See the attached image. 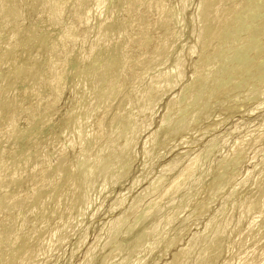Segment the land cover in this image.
Returning <instances> with one entry per match:
<instances>
[{"label": "bare ground", "instance_id": "bare-ground-1", "mask_svg": "<svg viewBox=\"0 0 264 264\" xmlns=\"http://www.w3.org/2000/svg\"><path fill=\"white\" fill-rule=\"evenodd\" d=\"M27 1L28 3L26 2V0H0V264L47 263L48 260L54 256V252H56L57 249L61 247V245L64 244L65 241H67V237L69 238L71 236L70 233L74 232V229L80 224L81 221H83L81 219L82 217H85L84 213L86 212V210H88V205L93 201L94 196L98 194L100 195L101 192L102 194H104L103 191L108 188L106 187L108 184H119V181H122L121 179L128 176V174L126 175V169L131 164V160L133 159L132 157H134L132 156V151L134 150V146L137 144V140L141 142V150L143 152L144 159L148 157L149 153H151L150 151L154 146V142H157L156 138L158 139V137L156 136L160 135L158 131L163 130V127H165V125L167 126V130H169L168 128H170V126H168L169 123L167 122V120L170 119L169 122L172 125L171 121L173 120L172 118L174 114H178L177 112L179 111L184 112V110H182L183 105L180 106L181 104H179V102L181 103L179 99H181L183 95L185 104L188 108L189 105L190 107L191 105L192 107L193 105L198 106H196L197 109L194 108L195 110L191 108L193 112L192 115L190 114V118L194 120L198 116L202 105H204L205 103L203 104L201 101L202 105H198V103L196 102H199L200 99L202 100V98H199V95L202 96L200 93L205 92L204 79L207 77L206 74H210L208 73L209 68H206L207 59L211 61L210 64H212L214 61L219 63L221 59L230 57L228 56V54L231 48V51H233V48L236 45L238 46L236 49L240 48V46L242 49V47L244 46L243 44L245 43L246 45H248L249 36L248 38L246 36H252L254 34H247V31L245 33L246 35H244L247 39L242 37L244 39H241L242 41H239L235 38V34L240 29L239 26L241 25V23L243 22V24H247L246 18L243 17V14L245 13L244 16L248 14L251 17L249 8L253 7L255 9V6L252 5L256 2V0H198V7L195 16L191 17L190 19L192 20L191 22L193 23V25H196L195 29H197L195 40L196 46L188 45L187 50L185 49V51L182 48L177 49L178 51L175 52L174 55L175 58H173L174 63L173 65L171 64V66H173L172 69H168L170 71H160L155 75L149 76L148 82L145 81L146 83H143V81L147 78L146 76H148L156 68L161 67L162 65L166 66L163 61V59H165L164 57H167V55L171 53V51L175 48L174 44L178 41L177 37L179 38L180 34L182 36V32H184L182 31L183 28H180L178 26L179 22H183V20L182 18H176V16H183L182 13L186 12L185 10L188 9L187 6L189 5L191 0H173V3L170 2V0H116V3H118L119 6V9H117V11L125 14V18H123V20L119 24L116 23L115 18H104V16L101 19L97 18V9H99L101 5L104 6L106 0ZM261 1L262 3L264 2V0ZM251 2H253V4ZM260 3L261 2L259 1V7ZM249 4L252 5L250 6ZM263 5H261V7ZM24 6H31L34 12L40 10V17H36L35 20H33V18H25L23 13V9L25 8ZM258 6H256V9L259 8ZM246 9H249V11L243 13L242 11ZM248 15L247 20H250V18L248 19ZM63 18H67L69 20V24L64 28L61 27L62 29H60L58 28V25L61 23ZM243 18L245 19V23ZM97 19L99 20L98 22ZM91 21H93L94 26H96L94 38L89 46V50L85 51V53L83 52V55L81 47L84 46L83 44H85L84 42H86V38L89 35V23ZM262 21L264 22V20ZM248 23L253 24V22L251 21H249ZM250 24L246 26L244 25V28L248 29V26H250ZM254 24L256 25V22ZM260 24H258L257 26H259ZM263 24L264 23H262V25ZM175 25H177L179 29H181V33L180 30L177 29L178 27ZM181 26L185 27L184 25ZM193 29L192 32H195V30ZM245 29H243L242 26L241 30L239 31H242L243 33ZM250 30L249 32H254V29L251 31ZM259 31L258 33H255L261 35V32H264V29L261 31V29L259 28ZM242 33H240V35H242ZM255 36L256 35H253L251 39H255L256 37L257 39L259 38L258 36ZM261 38H263V36ZM261 38L259 39L261 40ZM122 39L123 42L121 44L123 45L120 44ZM236 41L238 43L242 42L241 44L239 43L240 46L238 43L236 44ZM104 44L106 45L104 46ZM246 45L245 47H243L244 49L246 48ZM260 46H263V43ZM182 47L184 48L183 45ZM258 47L259 46H257V48ZM244 49L241 51L243 52ZM245 50H247V48ZM43 53L44 56H46L44 64L48 69L45 74L42 73V67L40 65H36L38 56ZM194 54H196V58L195 60H193L192 66L190 65L191 68L188 72V67H186L185 62H187L186 59L192 57ZM260 57L264 58L263 55ZM263 58L260 59L263 61ZM260 59L258 58V60ZM209 61H207V66L209 65ZM49 62L50 65H47ZM258 63L256 65L254 64L255 66H249L250 68L252 67V70L250 69V71L255 70L254 75L251 74L252 78L254 76H259L255 75L258 69H254V67L259 65ZM261 66L262 69H264V66ZM237 67L234 69L242 71V69H237ZM256 68L261 67L257 66ZM227 72L225 73L227 74ZM245 72L247 73L246 70ZM258 72L256 74H260L262 72V75H264L263 70L260 73ZM238 74L240 75V71L238 72ZM243 74L241 73V76H243ZM236 76L238 75H235V77ZM251 76L248 78L251 79ZM232 78H234V76ZM241 78L242 77H240V79ZM248 78L247 81L250 80ZM235 79H232L231 84L234 83L233 80ZM238 79L239 78L237 77L236 80L238 81ZM259 79L262 80L261 78ZM237 81L235 82V84L238 83ZM244 81L246 80H242L243 83ZM208 82L207 84H209L210 82L212 83L213 80L209 83ZM217 82L218 81L216 80V82L214 81L212 84L210 83L211 87L209 88H211V90H216L217 88H215V86H218L220 84V82L218 84ZM229 82L227 83L229 84ZM141 83H143V86H141L143 87V89H140L139 87V85H142ZM263 83L264 80H262L261 85ZM210 84L206 86L208 87L210 86ZM227 85L225 83V85L223 86L226 87ZM223 86L222 89L220 88L222 91L225 89V87ZM234 86L235 85L233 84V87ZM207 87L206 89H208ZM229 87L230 89L232 88L231 85ZM175 89L176 91L173 92L174 94L168 96V94ZM260 89H257L258 91L255 89L253 92L254 94L252 95H255V97L259 98L262 94V92L259 91ZM211 90L208 89V92H210ZM227 90L226 93L229 92ZM65 91H69L74 94L71 100H69L71 102V105L67 107L64 114L61 115L60 120L53 122V117H55V115L59 112L58 103ZM231 91H233V88ZM211 92L218 93V90ZM219 92L222 93L221 97H223L224 95L225 98L227 97L226 94L223 95L225 91ZM207 93L205 92L202 94H204L205 96V94ZM249 93L251 94L252 92L249 91L248 94ZM181 94H183L182 97ZM207 95L209 98V93ZM217 95L218 94H216L215 97L218 100L216 101L218 103L220 100V95L219 98H217ZM247 95L244 94L243 96L245 97ZM164 96H168V98L166 97L167 100L162 106L164 113H162V116L160 117V126L157 127V130H154L152 132V129H150V119H152L153 116L151 115L154 111V108L156 112V105L163 100L162 98ZM243 96H241L240 98H242L244 102L245 99H249L243 98ZM248 96H250L251 98V95ZM206 97H203L205 98L203 99V101L208 99ZM210 98L209 100H212ZM214 99L213 101L215 102ZM226 99L228 100V98ZM242 99L236 100L235 98V102L240 101L239 103L240 105H242ZM213 103L211 102L212 105ZM259 105H261L260 102ZM227 109L229 110L230 108ZM181 117L180 119L178 118L180 121L183 117L185 118V115H183L182 118ZM190 118L187 119V121L189 120L191 122ZM165 121L168 124H166ZM187 121L184 122L189 125ZM262 121L264 122V119ZM263 122H260L259 125L256 126L257 128L254 129L253 134H250V132H248L243 134L241 137L238 136L239 138H237L235 142H233V145L231 144L232 146L230 148V152L228 151L229 155L227 154L228 157H232L233 159H236L238 161L240 160L242 162L246 158V154L249 153L250 150H252V156L254 157L253 160L257 157L258 154L260 155L261 153H263L264 139L261 138L262 136L264 137V132H261L262 128H264ZM175 123L177 124V122H174L173 124ZM193 123L194 122L190 124L193 125ZM186 124L184 126H186ZM175 127L173 128L174 131ZM207 127L210 129V131L213 132V130L216 129L217 124L214 123L211 126L207 125ZM180 128L181 130L184 129L183 125ZM187 128L189 127L187 126ZM203 128H205V126ZM203 128L200 130L206 129ZM148 130H150L152 133H149V131L145 135L144 133H146ZM157 133L159 135H157ZM204 133L205 132H203V135ZM163 134L164 133L161 134L162 137L164 136ZM60 135H65V140L63 141L65 142L63 144L64 146H62V143L60 142ZM142 135H145L146 137L144 140L140 141L142 139H140V136ZM199 136L198 138H200ZM219 139H221L220 135H217L216 137H212L209 141H206V145L204 143L202 152H199L200 150L198 149L194 151L191 149L186 150L185 148L182 149L179 153L175 154L172 158H168L159 166L160 168L158 169L156 175L154 177H151V179L148 178L150 179V181L145 188L140 185L143 184V182L147 179L148 176H150L149 174L151 173H146L142 170V173H144L143 176H132L134 177L133 181H131L130 185H128L127 188L121 189V191L117 193L116 197L113 200V203L109 206V208H107L108 210L106 209L107 211L105 212V214L107 215L108 213L110 215L115 213L116 211H119V209L123 207L126 197L131 192H133L134 189H137L140 186L142 187V190L139 188L140 192L138 191V193L134 191L136 194L134 196L132 195L130 201L127 203L124 209H122L123 212H119L120 214L118 215H116V212L114 214L116 216L113 215V217L111 215V217L113 218H110L108 220L109 222H107L108 226L106 232L107 235L105 237L106 239H104L105 241L102 240L104 242L100 241L102 242V245L100 244L101 248L99 249H104V252L105 248H107L110 252H107L108 254L104 255V262H102L101 260H99V262H102L103 264H107L109 262H111L110 264H123L126 261L124 259H118L119 254L122 255L123 251L121 250L122 253H120L119 249L121 248H117V243L116 245L112 246L113 243L111 241H114V239L118 235L124 240L125 238L123 237H125L126 235H130L128 233L132 232L130 231L131 226H128L132 224L134 225L135 222L133 223L132 221V224H129L127 226V229H123L126 225L125 223L128 222L130 218H134L135 220V217H137V219L138 217H141V219L144 220L145 217L146 219L148 217H152L153 213L156 211L155 210L153 212L155 206L163 200H170L174 196V194L181 189L183 184L189 180V178L192 176L197 166L199 165V161H201L200 159L202 158H200L201 153H203L207 149V147H209V149L210 147L213 149L212 146H214V142L219 141ZM164 140L166 142L165 138ZM158 141L160 142V136ZM198 141L199 140H197V142ZM184 143L185 142L179 144L176 143V146L174 145V148L180 145L182 147ZM50 144L53 145V153L45 151L46 146ZM211 144L212 146H210ZM65 145L69 146L71 149H78L73 160L71 159L72 161L67 160V153L64 154V149L66 148ZM209 149L208 151H211ZM186 157H189V159L184 165L177 169L175 175L173 176V171H175L176 168L180 166V164L183 160H185ZM148 159L146 158L147 161ZM222 161L223 158L220 164H224L226 166V164L222 163ZM262 161L261 163H263ZM219 166L221 167V165ZM219 166L217 167L220 169ZM233 166L236 165L233 164ZM222 168L220 170H222ZM224 174L225 173L223 171L221 177L225 176ZM234 175L236 174L234 173L231 177H229L232 178L234 177ZM261 175L257 177H261ZM246 176L248 177L247 174ZM166 177H171V179L169 183L162 189L161 187H163L164 185L161 186V184H164L163 182ZM234 179L230 180L234 181ZM230 180H227L229 181V184ZM198 181L196 180L197 183H199ZM214 182L215 181H213V183ZM219 182L220 181H218V183ZM252 182L254 181L252 180ZM256 182L258 183L257 180ZM213 183L208 185L207 191L208 193L209 191H211V195L213 192H215V195H217V190L212 192ZM241 183L243 184L244 181H242ZM220 184L221 183H219V185ZM222 184H225V182ZM227 185H225V187ZM198 187L196 189L199 190ZM219 187H222V185H220ZM214 188H216V186ZM222 188H220L221 191ZM252 188L251 191L254 190V188L253 190ZM217 189L219 190V188ZM259 189L261 190V188ZM257 191H259L258 187ZM193 193H195V191ZM186 195L183 196L184 199H186ZM215 195L213 194V197L211 196L213 200ZM206 197L208 198V195ZM247 197L249 198L245 201V203L241 202V200L239 199V203H237V201L235 202L236 204H234L235 206L232 205L233 207L230 213H228L221 224H215L218 218V214L213 215L210 219L207 220V222H205V226L203 227L204 230L202 233L198 231L199 233L194 232L193 234H191L190 238H188V241L184 246L179 245L181 247L177 248L175 252L172 253V257L169 260L165 261L164 258V261L160 263L159 260H162L163 256L168 254L167 252L169 250H171L173 247H177L180 243L181 238H178V235L176 236V232L175 235L172 234V237L174 236V238H168L170 240L167 242L165 240L166 243L161 250L162 256H160L161 258H156V260L159 261L160 264H187L192 255H195V258L193 256V264H217L219 263L218 259H220L219 257L221 256V253L223 251H227V253L229 252L228 254H230V259L228 258L229 261H224V264H264V185L260 194H254L252 196L250 194ZM212 198L211 201H213ZM229 198L226 197L227 200ZM147 199L148 201H146ZM202 199H204V197ZM244 199L245 197L242 200ZM171 200H174V198ZM207 200H203L201 206L199 205L197 207L198 210L196 215H198V217H201L202 215L204 216L209 212L208 208L210 207V203L208 202H210V200H208V202ZM143 201L145 202L143 203ZM186 202L187 201L185 200V206ZM94 203L91 204V207ZM170 203L171 202H169V204L167 203L166 205H170L171 207L172 203ZM180 207L182 206H179V208ZM186 209L187 208H185V210ZM236 209L238 211V215L235 218L234 215L237 211H234ZM195 210L194 212H196ZM156 212L153 216L155 218H159L155 215L159 212ZM233 212L235 214H233ZM174 213H176V211ZM175 215L178 217L179 214ZM172 217L174 218V215H172ZM257 217H259L261 220L259 219L258 221L256 219ZM246 218H249L250 221L247 224L242 223V221H244V219ZM57 220H59L60 222L59 224L55 225L54 222H56ZM142 220H140V222ZM173 220L174 219H172V221ZM145 221V223H147L149 219ZM172 221L169 223H173ZM142 223L143 221L141 222L140 226H143L145 224L143 223L142 225ZM167 223L168 222L166 220V223H164L161 227L162 230H160V233H162L161 231H163V227L165 228V224ZM241 223L242 225H245L242 226ZM147 225L146 227H148ZM170 225L168 224L169 227ZM191 225H188V227L185 226V228L183 227V232H187ZM168 226L166 227V229L169 228ZM137 227H133L132 230L137 231ZM149 228L151 229V227ZM149 228L147 229L149 230ZM139 229H142V227ZM153 230H156V226ZM232 230L236 231V233H234V231ZM227 231H232V233L235 234L232 235L234 237L230 242L231 244L229 243V245H225L226 238L228 237ZM85 232L79 235L78 240L75 242L74 245L76 248H79L85 242L86 234H88ZM179 232L177 233L182 234V230ZM144 233L143 235L146 238L145 234L147 233ZM232 233H228V235H231ZM133 234L135 233L133 232ZM133 234L131 235L132 239ZM149 235L150 233L148 234V239L150 241L151 237ZM161 235L162 234H158V238L156 237V240L152 237L151 239H154L155 241L153 240L152 245L150 247L147 246L149 248L143 250L145 251V253L143 252L144 255L142 254L143 256L139 259H135V261H133L134 256H139V253L136 250L139 249L138 251H140V246L148 245L149 243L145 244V242L141 245V242L136 241L138 240L137 238H139L142 243L146 240L144 238V240H141L140 236H138L134 241H132V239H128L132 241H130L129 245H132L134 253L135 251L137 252V254L135 253L134 256L132 255L133 260L132 262L130 261L131 264H144L147 260H149V262H153L152 258L150 257H154V254H151L158 248H156V246L162 243H158L159 240L162 239ZM225 235L227 236L226 238ZM97 241L98 239H96L93 243H90V245L88 244L89 247L87 246V249L85 250L82 264H89L90 259L92 258V253L99 243V241L98 243ZM120 243L121 242H118V245ZM199 243H204V245L200 244L201 246H199ZM123 244V247H125V244L127 243ZM196 246H199V252H196ZM125 249L127 248L125 247ZM125 249L124 252H128L129 256L131 254H129L131 250L129 249L128 251H126ZM128 256L126 255L125 257L127 258ZM192 260L193 259L191 258L190 261L192 262ZM157 261L155 262L157 263ZM152 264H154V262Z\"/></svg>", "mask_w": 264, "mask_h": 264}, {"label": "rangeland", "instance_id": "rangeland-1", "mask_svg": "<svg viewBox=\"0 0 264 264\" xmlns=\"http://www.w3.org/2000/svg\"><path fill=\"white\" fill-rule=\"evenodd\" d=\"M198 0H191L190 1V3H189V5L187 6V10H185L186 12H184V13H182L183 14V16L181 15V17L179 16V17H177L176 16V18H182V20H183V22H179V27L180 28H183L182 29V31H184V32H182V36H181V34L179 35V38L177 37V42L174 44V49L171 51V53H169L168 55H167V57H164L165 59H163V61H164V64H166V66L165 65H162L161 67H158V68H156L154 71H152L148 76H146L145 78V80L143 81V83H146V82H148V80H149V76H152V75H155V74H157L158 72H160V71H170L171 69H172V67L173 66H171V64L173 65V61H174V59L173 58H175V52H177L178 50L177 49H183L184 51H185V49L187 50V47H188V45H195L196 46V44H195V40H196V33H197V29H195L196 28V25L194 26L193 25V23L191 22L192 20H190L191 19V17H193V16H195V13H196V10H197V7H198V2H197ZM259 1L262 3V1L261 0H256V2L253 4V2H251L252 4H249L250 6L252 5V6H255V9L253 8V7H250L249 9H250V15H251V17L248 15V14H246V16H244L245 15V13L244 12H248L249 11V9H246V10H244V11H242L244 14H243V17H245L246 18V23L247 24H243V22L241 23V25L239 26L240 27V29L239 30H241V27L243 26V29H245L244 27L246 26V25H249L250 23H248L249 21H251V22H253V24L251 23L250 24V26H248V29L246 28L244 31H243V33H242V31H239L238 29V32H236V36H235V38L236 39H238L239 41L241 40V39H244V38H248V36H249V38H248V40H249V44L248 45H246V43L245 44H243L242 46L243 47H245V45H246V48H247V50H245L243 47H242V49H241V46H240V44L242 43V42H237L236 41V44L238 43L239 44V46H240V48H238V49H236L238 46L236 45L234 48H233V51H231L232 50V48H231V50H230V52H232V53H230L229 52V54H228V56H230V57H228V58H223V59H221V61L218 63V62H216V61H214L212 64H210L211 63V61H209L208 59H207V61H209V65L207 66V61H206V68L208 69L209 68V72L208 73H210V74H206V78L204 79V83H205V90H204V88H203V90L207 93L208 92V89L209 90H211V88H209V87H211V84L215 81L216 82V80L218 81L217 82V84L220 82V84L216 87L215 86V88H217L216 90H211V91H217L218 90V93L217 92H208L209 93V98L210 99H212V100H209V98H208V93L207 94H205V96H204V94H202V93H205V92H201L200 94L202 95V96H200L199 95V98H202V100L200 99V103L197 101L196 103H198V105L200 104V105H202V103L204 104V105H202V107H201V109H200V112H199V114H198V116L193 120V119H191L190 117H191V115H192V112H193V110H195L194 108H196L197 109V105H193V107H192V105H191V107H190V105H189V108L187 107V105L185 104V101H184V95L183 94H181V97H182V95H183V99L181 98V99H179V101H181V103L179 102V104H181L180 106H182L183 105V109L182 110H184V112H182V111H179V112H177L178 114H174V116H173V120L171 121V123H172V125L175 127V131H174V127L170 124V122H169V120H167V122L170 124H168L166 121H165V123L166 124H168V126H170V128H168L169 130H167V126L165 125V127H163V130H165V131H163V130H159L158 132H159V134L157 133V135H159L160 136V142H161V144H160V142L158 141V139H159V136H156V137H158V139L156 138V140H157V142H154V146H153V148H152V150L150 151L151 153H149V155H148V157H146L147 159H148V161L146 160V158L144 159V156H143V152H142V150H141V142H139V140H137V144L134 146V150L132 151L133 153H132V156H134V157H132L131 159V164L127 167V169H126V175L128 174V176H126V177H124L123 179H121L122 181H119V184H115L116 185V187H115V185H110V184H108L110 187L111 186H114V187H109L108 185L106 186V187H108V188H106V190H104L103 191V193L104 194H102V192L100 193V195L98 194V195H95L94 196V198L95 197H97V198H93V201L88 205V210H86V212L84 213V215H85V217H82V219L81 220H83V221H81L80 222V224L79 225H81V226H77L73 231L74 232H71L70 233V237L68 238L67 237V241H65L64 242V244H62L61 245V247H59L58 249H57V251L56 252H54L55 254H54V256L53 257H51L49 260H48V262L46 263H44V264H82V261H83V258H84V253H85V250L87 249V246H88V244L90 245V243H93L96 239H98V241H99V243H98V241H97V243L99 244H97V247H96V249L93 251V253H92V258L90 259V262H89V264H97V263H100V264H103L102 262H104V255H107L110 251L107 249V248H105V251L103 252V250L101 251L99 248H101V245H102V242H104L105 240L104 239H106L105 237H106V232H107V222H109L108 220L110 219V218H113L114 216H116V215H118V214H120L121 213V211H122V209H124V207L127 205V203L130 201V198L132 197V195L134 196L136 193H138V191L140 192V189L142 190V187L143 188H145L146 186H147V184L149 183V181H150V179H151V177H154L155 175H156V173L158 172V169L160 168L159 166L162 164V162H164L165 160H167L168 158L170 159V158H172L175 154H177V153H179L182 149H185L186 148V150H189V149H191V150H200L199 152H202L203 151V148H204V143L206 142V141H209L212 137H216L217 135L219 136L220 135V138L221 139H219V141H217V142H214V146H212V144L210 145V146H212L213 147V149L210 147V149H209V147H207V149L205 150L206 151V153H205V151L203 152V153H201V155H200V160L201 161H199V165L197 166V168H196V170L194 171V173L192 174V176L189 178V180L187 181V182H185L184 184H183V186L181 187V189L177 192V193H175L174 194V196L171 198V199H173L174 198V200H168V199H166V200H163L162 202H160L159 204H157L156 206H155V209H153V212L156 210L157 212H159V213H157L156 211V213L157 214H155L156 215V217H159V218H155L153 215H154V213H153V215H152V217H148L147 219H146V217H145V219L144 220H142L141 219V217H138V219H139V221H138V219H137V217H135V220H134V218H130L129 220H130V222H129V220H128V222H126L124 225H125V227L123 228V229H127L128 227H130L131 226V230L130 231H132L131 233H128V234H130V235H126L125 237H123V238H125V240L124 239H122V238H120L119 237V235L118 236H116V240L114 239V241L112 240L111 242L113 243H111L112 244V246L113 245H116V243H117V248L119 249V247L121 248V249H119L120 250V253H122V251H123V253H122V255L121 254H119V257H118V259H124V260H126L124 263L125 264H131V262H132V255L134 256L135 255V253L137 254V252L139 253L138 255L139 256H137V255H135V256H137V257H135L134 256V260L133 261H135V259H139V258H141L144 254H143V252L145 253V251H143V250H146V248H149L151 245H152V243H153V240L155 239H157L158 237V234H162L161 236H162V239L161 240H159V242L158 243H161V244H158V246H156V250L158 251H154L151 255H153L154 257H150V258H152V261L154 262V264H160L161 262H163L164 261V258H165V261H167V260H169L171 257H172V253H174L175 252V250L177 249V248H180L181 246H184L185 245V243H187V241H188V238H190V235L191 234H193L194 232H197V233H199V232H203V230H204V226H205V222H207V220L208 219H210L213 215H215V214H218V215H220V216H218L217 215V221H216V223L215 224H221L223 221H224V219L226 218V216L228 215V213H230V211H231V209H232V207L233 206H235L234 204H236L235 202H237L239 199L241 200V202H244L245 203V201L246 200H248V198L249 197H247V196H249L250 194H251V196L252 195H258V194H260V192H261V190L263 189V185H264V152L263 153H261L260 155L258 154L257 155V157L253 160V156H252V150H250L249 151V153H247L246 154V158L241 162L240 160L238 161V160H236V159H233L232 157L230 158V157H228V155H229V152H230V148H231V146L233 145V142H235V140L237 139V138H239V137H241L243 134H245V133H248V132H250V134H253L254 132V129H256L257 127L256 126H258L259 125V123L260 122H263L262 120L264 119V94H263V92H264V83L261 85V82H262V80H264V75H262V70H263V74H264V69H262V66L261 65H263L264 66V63H263V61H264V58L263 57H260V56H264V48H261V47H264V32H261V35H258V34H256V33H258V31H259V28L261 29V31L264 29L263 28V26H264V24L262 25V23H264L262 20H264V2L261 4L260 3V7L258 6L259 5ZM26 2L28 3V1L26 0ZM112 2V3H111ZM114 2V3H113ZM170 2H172L173 3V0H170ZM257 2H258V4H257ZM110 3V4H109ZM171 3V4H172ZM117 4V5H116ZM257 4V5H256ZM106 5V6H105ZM261 5H263L262 7H261ZM173 6H174V4H173ZM256 6H258L259 8L258 9H256ZM25 8L23 9L24 11H23V13H24V17L25 18H33V20H35L36 19V17L37 18H39L40 17V15H41V11L40 10H38L37 12H34L33 11V9L31 8V6L29 7H27V6H24ZM114 8V9H113ZM111 9V10H110ZM113 9V10H112ZM117 9H119V6H118V3H116V0H106V2L104 3V6L103 5H101V7L99 8V9H97V12H96V15H98V17L97 18H99V19H101V18H103V16H104V18H115V21H116V23H121V21L123 20V18H125V14L124 13H122V12H118L117 11ZM190 9V10H189ZM251 9H252V11H251ZM116 10V11H115ZM254 10H255V13H254ZM101 11V12H100ZM110 11V12H109ZM175 11V10H174ZM258 11H260V12H258ZM118 12V13H117ZM241 12V13H242ZM251 12H253V13H251ZM33 13V14H32ZM36 13V14H35ZM100 13V14H99ZM102 13V14H101ZM117 13V14H116ZM184 14H186V15H184ZM253 14V15H252ZM260 14H261V16H260ZM247 15H248V19L250 18V20H247ZM101 16V17H100ZM184 17V18H183ZM253 18V19H252ZM244 19V18H243ZM186 20V21H185ZM253 20V21H252ZM256 20V21H255ZM261 22H260V21ZM68 19L67 18H63V20L61 21V23L58 25V28H60V29H62V28H64V27H66V25H68L69 23H68ZM99 20L97 19V22H98ZM62 22H64V23H62ZM256 22V25L254 24ZM26 23H28V22H26ZM183 23V24H182ZM190 23H192V24H190ZM244 23H245V19H244ZM261 23V24H260ZM178 24V23H177ZM258 24H260L259 26H257ZM181 25H184L185 27H183V26H181ZM193 25V26H192ZM245 25V26H244ZM254 25V26H253ZM262 25V26H261ZM175 26H177V25H175ZM177 26V27H178ZM256 26V27H255ZM263 28H261V27ZM62 27V28H61ZM179 27L177 28L178 30H180V33H181V29H179ZM191 27V28H190ZM193 27H194V29H193ZM250 27H251V30H253L254 29V32H252L251 30H250ZM254 27V28H253ZM259 27V28H258ZM79 28V27H78ZM186 28H187V30H186ZM253 28V29H252ZM95 29H96V26H94V23H93V21H91L90 23H89V35H88V37L86 38L87 40H86V42H84L85 44H83L84 46H82L81 48H82V54L84 55V53H85V51H88L89 50V46H90V44H91V42H92V40H93V38H94V32H95ZM192 29L193 30H195V32L193 31L192 32ZM94 30V31H93ZM249 30L251 31V32H249ZM257 30V31H256ZM248 31V32H247ZM91 32V33H90ZM188 32V33H187ZM192 32V33H191ZM247 32V34L248 33H254L253 35H256V36H258L259 38H261L262 36H263V38H261V40L258 38L257 39V37L254 39H251V37H253V35L252 36H250V35H247L246 37L244 36V35H246L245 33ZM256 32V33H255ZM260 32V31H259ZM186 33V34H185ZM240 33H242V35H240ZM80 34H81V32H80ZM237 34H239V35H237ZM260 34V33H259ZM188 36V37H187ZM190 36V37H189ZM240 37V39H239V37ZM261 36V37H260ZM242 37H244V38H242ZM180 38H181V40H180ZM188 38V39H187ZM246 38V39H247ZM257 39V40H256ZM247 40V41H248ZM252 40V41H251ZM255 42H254V41ZM180 41V42H179ZM242 41V40H241ZM246 41V42H247ZM251 41V42H250ZM257 41V42H256ZM123 42V39H122V41L120 42V44ZM178 43V44H177ZM248 43V42H247ZM256 43V44H255ZM262 43H263V46H260V45H262ZM119 44V43H118ZM184 46V48L182 47V45ZM106 44H104V46H105ZM121 45H123V44H121ZM254 45V46H253ZM179 46H181V47H179ZM248 46V47H247ZM255 46H256V48H255ZM257 46H259L258 48H257ZM251 48V49H250ZM253 48V49H252ZM75 49V48H74ZM84 49V50H83ZM234 49H236V50H234ZM244 49V51L242 52L241 50H243ZM252 51V52H251ZM257 51V52H256ZM84 52V53H83ZM250 53V54H249ZM253 54V56H252V54ZM258 53V54H257ZM230 54H232V55H230ZM238 55V58H237V55ZM256 54V55H255ZM256 57H255V56ZM236 56V57H235ZM243 56H244V59H243ZM258 56V57H257ZM45 57L46 56H44V53L43 54H40L39 56H38V58H37V60H36V65H40L42 68L41 69H43L42 71V73H46L47 72V67H45V64H44V62H45ZM241 57V58H240ZM251 57V58H250ZM187 58H188V56H187ZM195 58H196V54H194L192 57H189L188 59H186L187 60V62H185V65H186V67H188L187 68V71L189 72L190 71V68H191V66H192V63H193V60H195ZM236 58V59H235ZM247 58V59H246ZM257 58V59H256ZM258 58L260 59H262L263 58V61L260 59V60H258ZM240 59H241V61H240ZM242 59H243V61H242ZM40 60V61H39ZM231 60H233V61H231ZM226 63H225V62ZM231 61V62H230ZM248 61V62H247ZM259 61H262V62H259ZM168 62V63H167ZM238 62V63H237ZM241 62V63H240ZM259 62V63H258ZM43 63V64H42ZM231 63V64H230ZM259 64V65H257L258 67H261V68H256V67H254V69H258L257 70V72L258 73H260L261 74V76H260V74H256L255 73V75H259V76H254L253 78H252V76H251V74L252 75H254V72H255V70H253V71H250V69L252 70V67L250 68L249 66L251 65V66H255L256 64ZM42 64V65H41ZM214 64V65H213ZM221 64V65H220ZM238 64V65H237ZM242 64V65H241ZM244 64V65H243ZM246 64H247V66H246ZM255 64V65H254ZM47 65H50V62L47 64ZM191 65V66H190ZM235 65H237V66H235ZM212 66V67H211ZM232 66V67H231ZM211 67V68H210ZM220 67V68H219ZM223 67V68H222ZM237 67V69L238 68H240V69H242V71L241 70H236V69H234V68H236ZM247 67V68H246ZM249 67V68H248ZM167 69V70H166ZM168 69H170V70H168ZM206 69V70H207ZM234 69V70H233ZM248 69V70H247ZM260 69V70H259ZM262 69V70H261ZM211 70V71H210ZM222 70V71H221ZM243 70H244V72H245V70L247 71V73L245 72H243ZM214 71V72H213ZM228 71V72H227ZM234 71H236V72H234ZM240 71V75L238 74V72ZM212 72V73H211ZM225 72H227V74L225 73ZM233 72V73H232ZM252 72V73H251ZM215 73V74H214ZM225 73V74H224ZM235 74V75H238V76H236L235 77V75H232V74ZM241 73L243 74V76H241ZM221 74V75H220ZM249 74V75H248ZM214 75H216V76H214ZM228 77H227V76ZM230 76H231V78H230ZM234 76V78H232ZM242 77L241 79H240V77ZM251 76V79L250 78H248V77H250ZM212 77V78H211ZM217 77H218V79H217ZM237 77L239 78L238 79V81L236 80L237 79ZM213 78H215V79H213ZM223 78H224V80H223ZM236 78V79H235ZM247 78L248 79H250L249 81H251V82H249V81H247ZM257 78V79H256ZM259 78H261L262 80H260ZM229 79V80H228ZM230 79H231V81H230ZM232 79H235V80H233L234 81V83H232L231 84V82H232ZM206 80H207V82L209 81H212L213 80V82L210 84L209 82V84H210V86H206V85H209V84H207V82H206ZM221 80V81H220ZM228 80V81H227ZM242 80H246V81H244V83L242 82ZM253 80V81H252ZM146 81V82H145ZM225 81V82H224ZM230 81V82H229ZM238 82L239 84H241V85H239L238 83H236L235 84V82ZM241 81V82H240ZM227 82H229V84L227 83ZM247 82H249V83H247ZM143 83H141L142 85H139V87H140V89H143V87H141V86H143ZM223 83V84H222ZM225 83H226V87L225 86H223V85H225ZM251 83V84H250ZM233 84L235 85L234 87H233ZM221 85V86H220ZM232 86V88H233V91H231L232 90V88L230 89V87L229 86ZM255 85V86H254ZM260 85H261V87H260ZM222 86L223 87H225V89L222 91L221 89H222ZM242 88H241V87ZM259 86V87H258ZM206 87L208 88V89H206ZM229 87V88H228ZM254 87V88H253ZM219 88V89H218ZM221 88V89H220ZM237 88V89H236ZM249 88H250V90H249ZM261 88V89H260ZM227 89H229V90H227ZM257 90V89H260L259 91L260 92H262V94H261V98L259 97H255V95H252V94H254L253 92H254V90ZM202 90V91H203ZM207 90V91H206ZM226 90L227 91H229L228 93H226ZM237 90V91H236ZM246 90H249L250 92H252L251 94L249 93L248 94V92L249 91H246ZM252 90V91H251ZM176 91V89L174 90V91H172L171 93H169L168 94V96H170V95H173L174 93L173 92H175ZM219 91H221V92H224L225 91V93H223V95L224 94H226V98H228V100L225 98V95L223 96V97H221V94L222 93H220ZM246 91V92H245ZM258 91V90H257ZM256 91V92H257ZM233 92V93H232ZM218 94L217 95V98H219V95H220V100H219V102L217 103L216 101H218L217 99H216V94ZM214 94V95H213ZM239 94V95H238ZM251 95V98H250V96H243V95ZM210 95H212V96H210ZM229 95V96H228ZM236 95V96H235ZM74 96V94L73 93H71V92H69V91H65L64 92V94H63V96L61 97V99H60V101H59V103H58V107H59V112H58V114H56L55 115V117H53V122L54 121H58V120H60V118H61V115H63L64 114V112H65V110L67 109V107H69L70 105H71V102L69 101V100H71V98ZM168 96H164L161 100V102H159V103H157V105H156V112H155V108L153 109L154 111H153V113H154V115H153V113H152V115L151 116H153L152 117V119H150V123H151V127H150V129H152L151 131L153 132L154 130H157V127L158 126H160V120H161V116H162V113H164V111H163V109H162V106H163V104H165V102H166V97L168 98ZM180 96V95H179ZM207 96V97H206ZM239 96V97H238ZM241 96H243V98H249V99H245V102L243 101V99L242 98H240ZM203 97H206V98H208V99H206V100H204L203 101V99H205V98H203ZM180 98V97H179ZM222 98V99H221ZM223 98H224V100H223ZM235 98H236V100H239V99H242V102H241V104L242 105H240V101H236L235 102ZM239 98V99H238ZM213 99L215 100V102L213 101ZM256 99V100H255ZM183 100V101H182ZM232 100H234V101H232ZM254 100H255V102H254ZM261 100V101H260ZM263 100V101H262ZM196 101V100H195ZM201 101H202V103H201ZM220 101H223V102H220ZM229 101V102H228ZM184 102V103H183ZM211 102L213 103V105L211 104ZM231 102V103H230ZM233 102V103H232ZM239 104H238V103ZM244 102V103H243ZM250 102V103H249ZM259 102H260V104L261 105H259ZM261 102H263V103H261ZM208 103V104H207ZM222 103V104H221ZM178 104V105H179ZM208 105V108H207V105ZM220 104V105H219ZM232 104V105H231ZM236 104V105H235ZM243 104H244V106H243ZM256 104V105H255ZM263 104V105H262ZM232 106V108H231V106ZM235 105V106H234ZM238 105V106H237ZM247 105V106H246ZM257 105H258V107H257ZM186 106V107H185ZM195 106V107H194ZM197 106V107H196ZM205 106V107H204ZM179 107V106H178ZM177 107V108H178ZM186 109H185V108ZM210 107V108H209ZM222 107V108H221ZM224 107V108H223ZM237 107V108H236ZM247 107V108H246ZM193 110H192V109ZM202 108H205V109H202ZM227 108H230L229 110L227 109ZM255 108V109H254ZM224 109V110H223ZM177 110V109H176ZM202 110V111H201ZM203 110H205V111H203ZM217 110V111H216ZM188 111H190V112H188ZM231 113H230V112ZM204 112V113H203ZM205 112H206V115H205ZM207 112H208V114H207ZM214 112V113H213ZM247 112V113H246ZM249 112H251V113H249ZM202 113V114H201ZM191 114V115H190ZM209 114H211V115H209ZM180 115V116H179ZM183 115H185V118L183 117ZM189 115V116H188ZM248 115H250V116H248ZM177 118H176V117ZM183 118H182V117ZM186 116H187V118H186ZM201 116V117H200ZM204 116V117H203ZM180 117L182 118L181 119V121L179 120L180 119ZM190 118V120H191V122L188 120L187 121V119H189ZM209 117V118H208ZM175 118H176V120H175ZM179 118V119H178ZM203 118V119H202ZM206 118V119H205ZM217 119V120H216ZM175 120V121H174ZM195 120H197V121H195ZM205 120V121H204ZM215 120H216V122H215ZM177 122V124L175 123V124H173L174 122ZM178 121H179V124H178ZM187 121L188 122V124L189 125H187L185 122ZM192 122H194L193 123V125H191L192 124ZM196 122V123H195ZM204 122V123H203ZM218 122H219V125H218ZM191 123V124H190ZM214 123H216L217 124V127H216V129H214L213 130V132L212 131H210V129L207 127V125L208 126H211L212 124H214ZM186 124V126H184ZM211 124V125H210ZM263 124H264V122H263ZM183 125V127H184V129H182L181 130V126ZM195 125V126H194ZM230 125V126H229ZM178 126V127H177ZM180 126V127H179ZM187 126L189 127V128H187ZM201 126V127H200ZM205 126V128L207 129H205V128H203V127ZM191 127V128H190ZM178 128V129H177ZM180 128V129H179ZM205 129V130H200V129ZM177 129V130H176ZM189 129H191V130H189ZM185 130H186V132H185ZM264 130V128H262V133L264 132L263 131ZM150 130H148L146 133H144L145 135L149 132ZM149 132V133H152V132ZM171 131V132H170ZM180 131H181V133H180ZM188 131V132H187ZM192 131V132H191ZM194 131V132H193ZM201 131V132H200ZM210 131V132H209ZM169 133V137H168V133ZM172 132H173V134H172ZM191 132V133H190ZM198 132V133H197ZM203 132H205L204 133V135H203ZM162 133H164L163 135V137H162ZM170 133H171V135H170ZM174 133H175V135H174ZM183 133V134H182ZM185 133V134H184ZM196 133V134H195ZM209 133V134H208ZM221 133V134H220ZM239 133V134H238ZM249 134V135H250ZM145 135H142V136H140V141H142V140H144L145 139ZM166 135H167V138H169V139H167L166 138ZM199 135H201V136H199L200 138H198V136ZM263 135H264V133H263ZM177 136V137H176ZM239 136V137H238ZM175 137V138H174ZM179 137V138H178ZM164 138L166 139V142H165V140H164ZM196 138V139H195ZM262 139H264V137L262 136L261 137ZM59 139H60V142L62 143V146H64L63 144L65 143V142H63L64 140H65V135H60V137H59ZM163 139V140H162ZM180 139V140H179ZM184 139V140H183ZM195 139V140H194ZM190 140H192L193 142H197V140H199L197 143L195 142V143H193L192 141H190ZM163 141V142H162ZM179 141H181V142H179ZM264 141V140H263ZM168 142V143H167ZM183 142H185L184 143V145L181 147V145L180 146H178V147H175L174 148V145L176 146V143H183ZM157 143H158V145H157ZM193 143V144H192ZM217 143V144H216ZM140 144V145H139ZM190 144V145H189ZM192 144V145H191ZM195 144V145H194ZM227 144V145H226ZM232 144V145H231ZM156 145V146H155ZM159 145H160V147H159ZM165 145V146H164ZM205 145H206V143H205ZM158 146V147H157ZM161 146H162V148H161ZM191 146V147H190ZM203 146V147H202ZM221 146V147H220ZM65 149H64V151H65V153L64 154H66V157H67V160L68 161H70L71 159L73 160V158L75 157V155H76V152H77V148H75V149H71L69 146H66L65 145ZM154 147H155V149H154ZM157 147V148H156ZM166 147V148H165ZM172 147H173V149H172ZM199 147V148H198ZM159 148H160V150H161V152H160V150H159ZM177 148V149H176ZM154 149V150H153ZM208 149L209 150H211V151H208ZM228 149V150H227ZM163 150V151H162ZM175 150V151H174ZM219 150V151H218ZM45 151H47V152H50V153H53V151H54V149H53V145H47L46 146V148H45ZM141 151V152H140ZM229 151V152H228ZM157 152V153H156ZM168 152V153H167ZM198 152V153H199ZM161 155H160V154ZM166 153V154H165ZM72 154V155H71ZM134 154V155H133ZM163 154V155H162ZM164 154H165V156H164ZM206 154V155H205ZM207 154H208V156H207ZM228 154V155H227ZM153 155V156H152ZM207 156V157H205V156ZM216 155V156H215ZM227 155V156H226ZM205 158H204V157ZM248 156V157H247ZM251 156V157H250ZM261 156V157H260ZM161 157H163V158H161ZM226 157H228V158H226ZM207 158V159H206ZM222 158H223V161H222V163H225L226 164V166L224 165V164H220L221 163V160H222ZM229 158H230V163H229ZM251 158H252V160H251ZM261 158H263V159H261ZM189 159V157H186L185 158V160H183L182 161V163L180 164V166H178L177 168H176V170L175 171H173V173H172V175L174 176L175 175V172L177 171V169L179 168V167H181L182 165H184L185 163H186V161ZM209 159V160H208ZM218 159V160H217ZM221 159V160H220ZM234 161H233V160ZM71 160V161H72ZM156 160V161H155ZM236 160V161H235ZM249 160V161H248ZM263 160V161H262ZM152 161V162H151ZM261 161L263 162V163H261ZM184 162V163H183ZM240 162V163H239ZM249 162V163H248ZM143 163H144V165H146V166H144L143 165ZM146 163V164H145ZM205 163V164H204ZM259 163V164H258ZM148 164V165H147ZM152 164V165H151ZM231 164V165H230ZM233 164H235L236 166H233ZM256 164V165H255ZM219 165H221V167L219 166ZM255 167H254V166ZM259 165V166H258ZM148 166V167H147ZM154 166V167H153ZM217 166H219L220 167V169L222 168V166H223V168H222V170L224 171V175L225 176H222L221 177V174H223V171L222 170H220ZM225 166V167H224ZM230 166V167H229ZM253 166V167H252ZM256 166H258V167H256ZM143 167H144V169H143ZM147 167V168H146ZM153 167V168H152ZM230 169H229V168ZM235 167V168H234ZM146 168V169H145ZM137 169V170H136ZM211 169V170H210ZM225 169V170H224ZM227 169V170H226ZM229 169V170H228ZM250 169H251V171H250ZM259 169V170H258ZM131 170V171H130ZM142 170H143V172H149V173H151V174H149L150 176H148L147 177V179L143 182V184H141L140 186H142V187H140L139 186V188H137V189H134V191L136 192H131L127 197H126V200L124 201V204H123V207L122 208H120L119 209V211H116L117 212V214L116 215H114L115 213H113V214H108L107 213V215L105 214V212L108 210L107 208H109V206L113 203V200H114V198L116 197V195H117V193L118 192H120L121 191V189H124V188H127L128 187V185H130V183H131V181H133V178L134 177H137L138 175H140V177L141 176H143L144 175V173H142ZM146 170V171H145ZM154 170V171H153ZM209 170V171H208ZM220 170V171H219ZM129 171V172H128ZM142 173H140V172ZM237 171V172H236ZM154 172V173H153ZM209 172V173H208ZM219 172H220V174H219ZM222 172V173H221ZM236 174V175H234V177H232V178H230L234 173ZM255 172V173H254ZM230 173H232V174H230ZM261 173H262V175H261ZM206 175V177H205V175ZM230 174V175H229ZM240 174V175H239ZM246 174L248 175V177L246 176ZM204 175V176H203ZM259 175H261V177H257V176H259ZM132 176H134V177H132ZM201 176V177H200ZM216 176V177H215ZM217 176H218V178H217ZM230 176V177H229ZM139 177V176H138ZM172 177V176H171ZM171 177H166V179L164 180V184H161V186H163V187H161L162 189L169 183V181H170V179H171ZM197 177V178H196ZM222 178V182H221V178ZM223 177H224V179H223ZM256 177H257V179H256ZM263 177V178H262ZM127 178V179H126ZM148 178H150V179H148ZM215 178H216V180H217V182H216V180H215ZM226 178V179H225ZM228 178V179H227ZM235 178V179H234ZM242 178V179H241ZM262 178V179H261ZM200 179V180H199ZM220 179V180H219ZM230 179H234V181H231ZM196 180L199 182V183H197L196 182ZM204 180V181H203ZM227 180H230V184H229V181H227ZM252 180L254 181V182H252ZM256 180L258 181V183L256 182ZM260 180V181H259ZM263 180V181H262ZM166 181H167V183H166ZM213 181H215L214 183H213ZM218 181H220L219 183H221L220 185H222V187L224 186L225 187V185H227L225 188L223 187H219L220 185H219V183H218ZM242 181H244V183L242 184L241 182ZM250 181V182H249ZM121 182V183H120ZM146 182V183H145ZM197 183V186H196V183ZM202 182V183H201ZM204 182V183H203ZM209 182V183H208ZM225 182V184H222V183H224ZM226 182H228V183H226ZM251 182H252V185H251ZM256 182V183H255ZM145 183V184H144ZM166 183V184H165ZM194 183H195V186H196V188L198 187L199 188V190L198 189H196L195 188V186H194ZM213 183V190H212V192L213 191H215V190H217V192H219V193H217L216 192V194L217 195H215V192H213L212 193V195L214 194L215 196H214V200H213V196L211 195V191H209V193H208V189H207V187H208V185L209 184H212ZM218 183V184H217ZM247 183H248V185H247ZM250 183V184H249ZM262 183V184H261ZM124 184V185H123ZM193 184V185H192ZM217 184V185H216ZM191 185H192V187H191ZM219 185V186H218ZM234 185V186H233ZM246 187H245V186ZM255 185H256V187H255ZM261 185H262V187H261ZM216 186V188H214ZM239 186H241V187H239ZM244 186V187H243ZM122 187V188H121ZM238 187V188H237ZM248 187H250V188H248ZM254 188V190H253V188ZM257 187H258V190L259 191H257ZM110 188V189H109ZM217 188H219V190L217 189ZM220 188H222V191L220 190ZM247 188V189H246ZM251 188H252V190L253 191H251ZM259 188H261V190L259 189ZM139 189V190H138ZM194 189V190H193ZM226 189V190H225ZM256 189V190H255ZM192 190V191H191ZM198 190V191H197ZM238 190V191H237ZM195 191V193H193ZM111 192V193H110ZM200 192V193H199ZM206 192V193H205ZM223 192V193H222ZM249 192V193H248ZM256 192H257V194H256ZM114 193V194H113ZM186 193H187V195H186ZM208 193V194H207ZM252 193H254V194H252ZM102 194V195H101ZM106 194V195H105ZM235 196H234V195ZM249 194V195H248ZM105 195V196H104ZM113 195V196H112ZM184 195H186V199H184ZM188 195H189V197H188ZM208 195V198L206 197V196ZM210 195V196H209ZM218 195H220V196H218ZM212 196V197H211ZM237 196V197H236ZM105 197V198H104ZM181 197H182V201H181ZM204 197V199H202V198ZM217 197V198H216ZM226 197H230L228 200L226 199ZM232 197V198H231ZM245 197V199L244 200H242L243 198ZM247 197V198H246ZM128 198V199H127ZM189 199V201H188V199ZM191 198V199H190ZM211 198H212V200L213 201H211ZM183 199H184V201H183ZM210 200V202H208V200ZM97 201V202H95V201ZM102 200V201H101ZM185 200L187 201L186 202V206H188V207H186L185 206ZM203 200L205 201V200H207V202L208 203H210V207L208 208L209 210V212L207 213V214H205L204 216L202 215L201 217L199 216L198 217V215H196V213H197V207L200 205L201 206V204H202V202H203ZM104 201V202H103ZM146 201H148V199L146 200ZM172 201H174V202H172ZM199 201V202H198ZM227 201V202H226ZM95 202V203H94ZM103 202V203H102ZM145 201H143V203H144ZM169 202H171L172 203V205H171V207H170V205H166L167 203L169 204ZM180 202H181V204H180ZM184 202V203H183ZM92 203H94L93 204V206L91 207V204ZM170 203V204H171ZM174 203V204H173ZM237 203H239V201L237 202ZM179 204V205H178ZM183 204H184V207H183ZM188 204V205H187ZM225 204V205H224ZM99 205V206H98ZM233 205V206H232ZM169 207V208H167V207ZM179 206H182V207H180L179 208ZM229 207V208H228ZM185 208H187L186 210H185ZM194 208V209H193ZM195 208H196V210H195ZM211 208V209H210ZM95 209V210H94ZM97 209V210H96ZM107 209V210H106ZM176 209H178V210H176ZM191 209V210H190ZM101 210V211H100ZM194 210L196 211V212H194ZM217 210V211H216ZM224 210V211H223ZM88 211V212H87ZM176 211V213H174ZM218 211H220V212H218ZM237 211V209L234 211V212H236ZM96 214H95V213ZM120 212V213H119ZM123 212V211H122ZM193 212V213H192ZM218 212V213H217ZM224 212V213H223ZM233 212V214H235ZM172 213H174V214H172ZM189 213V214H188ZM194 213H195V215H194ZM220 213V214H219ZM175 214H179L178 215V217L175 215ZM83 215V216H84ZM111 215L113 216V217H111ZM158 215V216H157ZM172 215H174V218L172 217ZM180 215H181V217H180ZM207 215V216H206ZM238 215V211L236 212V214L234 215L235 216V218H236V216ZM90 216H92V217H90ZM106 216V217H105ZM162 216V217H161ZM170 216V217H169ZM182 216H183V218H182ZM189 216V217H188ZM144 218V217H143ZM171 218V219H170ZM176 218V219H175ZM187 218V219H186ZM196 218H199V219H196ZM133 219V220H132ZM149 219V221H147V223L149 222V223H151V224H149L148 223V225H147V223H145L146 221L145 220H148ZM161 219H163V220H161ZM168 219H169V221H168ZM172 219H174L173 221H172ZM180 219H182V220H180ZM186 219V220H185ZM189 219V220H188ZM196 219V220H195ZM221 219H222V221H221ZM258 221H259V217H257L256 218ZM140 220H142L143 221V223H145L144 225H143V223H142V225L143 226H140V224H141V222H140ZM166 220H167V224H165L166 226H165V228L163 227V231H161L162 233H160V230H162L161 229V227H162V225L164 224V223H166ZM186 222H185V221ZM195 220V221H194ZM246 220H247V222H246ZM261 220V219H260ZM133 221V223L135 222L136 224H139V225H136L135 223H134V225L131 223ZM163 221H164V223H163ZM173 222V223H169V222ZM194 221V222H193ZM245 221V222H244ZM244 221H242V223H248L250 220H249V218L247 219H244ZM59 220H57L56 222H54V224L56 225V224H59ZM139 222V223H138ZM156 222V223H155ZM158 222V223H157ZM182 222V223H181ZM192 222V223H191ZM85 223V224H84ZM242 223H241V225H242ZM129 224H132V225H129ZM156 224V225H155ZM168 224L170 225V227L168 226ZM192 224V225H191ZM83 225V226H82ZM129 225V226H128ZM146 225L148 226V227H146ZM158 225H159V227H158ZM182 225V226H181ZM188 225L190 226L191 225V227L189 228V230L187 231V232H183V227L185 228V226H187L188 227ZM243 225H245V224H243ZM242 225V226H243ZM54 226V225H53ZM128 226V227H127ZM135 226L137 227L136 229H137V231H133L132 230V228L134 227L135 228ZM140 226V227H139ZM155 226H156V230H153L154 228H155ZM169 227V228H167V229H169V230H167L166 229V227ZM197 226V227H196ZM79 227V228H78ZM142 227V229H143V227H144V229L142 230V229H139V228H141ZM149 227H151V229L149 228ZM186 227V228H187ZM78 228V229H77ZM147 228H149V230L147 229ZM153 228V229H152ZM192 228V229H191ZM135 229V230H136ZM139 229V230H138ZM157 229H158V232H157ZM179 229V230H178ZM164 230H165V232H164ZM171 230V231H170ZM178 230V231H177ZM182 230V234H179V233H181V232H179V231H181ZM185 230V229H184ZM81 233H80V232ZM86 231V232H85ZM142 231V232H141ZM147 231V232H146ZM150 231V232H149ZM153 231V232H152ZM199 231V232H198ZM232 231H234V230H232ZM232 231L231 232H228L227 231V236L229 237V240H228V237L225 235V238H226V241H225V245H229V243L232 241V239H233V237L234 236H232V235H235V234H233L232 233ZM238 231V230H237ZM83 232H85V233H88V234H86V240H85V242L82 244V246H80L79 248H76L75 247V242L78 240V238H79V235H81ZM133 232L135 233V234H133ZM141 232V233H140ZM147 233V234H145V233ZM169 232V233H168ZM175 232H176V236L178 235V238L180 237L181 238V240H180V243L178 244V246L177 247H173L171 250H169V251H171V252H167L168 254H166V255H164L163 256V259L162 260H159L160 261V263H159V261H157L156 260V258H161L160 256H162V252H161V250H162V248L164 247V244L167 242V241H169L170 239H172V238H174V236L172 237V234L173 235H175ZM177 232H179V233H177ZM143 233L146 235V238L144 237V235H143ZM150 233V237L152 238H154V239H151L150 237V241H149V239H148V234ZM164 233H165V235H164ZM167 233H168V235H167ZM200 233V234H201ZM228 233H232L231 235L229 234L228 235ZM234 233H236V231H234ZM133 234V239H132V235ZM137 234V235H136ZM140 234V235H139ZM142 234V235H141ZM152 234V235H151ZM186 234V235H185ZM134 235H135V239H134ZM181 235V236H180ZM128 236H130V237H128ZM138 236H140V238H141V240H146V241H143V243H142V241H140L139 240V238H137ZM157 237V238H156ZM164 237V238H163ZM88 238V239H87ZM118 238V239H117ZM136 238L138 239V240H136ZM144 238V239H143ZM168 238H170V239H168ZM231 238V239H230ZM101 239V240H100ZM120 239H122V240H120ZM128 239H132V241H134V240H136V241H139V242H141V245L142 244H144L145 242V244H147V243H149L148 245H142L143 246V248H142V246H140V251H138V250H136L135 251V253H134V250H133V248H132V245H129L130 244V241L131 240H128ZM168 239V240H167ZM102 240H104V241H102ZM154 240V241H155ZM165 240H166V242H165ZM100 241H102V242H100ZM131 241V242H132ZM148 241V242H147ZM183 241V242H182ZM115 242V243H114ZM118 242H121L119 245H118ZM138 242V243H139ZM123 243H127V244H125V247L127 248V249H125V247H123L124 246V244ZM205 243V242H204ZM204 243H199L198 245L199 246H201L200 244H203L204 245ZM101 244V245H100ZM231 244V243H230ZM73 245V246H72ZM121 245V246H120ZM127 245V246H126ZM129 245V246H128ZM179 245H181V246H179ZM99 246V247H98ZM146 246V247H145ZM147 246H149V247H147ZM199 246H196L197 247V250H196V252H199ZM73 247V248H72ZM89 247V246H88ZM123 247V248H122ZM195 247V248H196ZM81 248V249H80ZM132 248V249H131ZM145 248V249H144ZM175 248V249H174ZM226 248V247H225ZM124 249L126 250V251H128L129 249L131 250V251H133V252H129V254L131 255H129L128 256V252H124ZM173 249H174V251H173ZM122 250V251H121ZM101 251V252H100ZM164 251V250H163ZM108 252V253H107ZM140 252H142V253H140ZM130 258H128V260H127V258L125 257L126 255ZM227 253V251H223L222 253H221V256L219 257L220 259H218L219 261V263H217V264H224V261L226 262L227 260H228V258L230 259V254H226ZM97 254V255H96ZM99 254V255H98ZM143 254V255H142ZM158 254V255H157ZM166 256V257H165ZM193 256H194V258H195V255H192V262L190 261L191 260V258H190V262L188 261L187 262V264L188 263H192L193 264V262H194V258H193ZM226 256V257H225ZM95 257V258H94ZM98 257V258H97ZM103 257V258H102ZM123 257H125V258H123ZM225 259H224V258ZM94 258V259H93ZM149 258V259H150ZM104 259V260H103ZM154 259V260H153ZM222 259V260H221ZM99 260H101L102 262H99ZM151 260V259H150ZM131 261V262H130ZM155 261H157V263L155 262ZM221 261V262H220ZM229 261V260H228ZM65 262V263H64ZM149 262V260H147L146 261V263H144V264H147ZM153 262H149L148 264H152ZM111 262H109V263H107V264H110ZM123 263V264H124ZM232 264V263H231Z\"/></svg>", "mask_w": 264, "mask_h": 264}]
</instances>
